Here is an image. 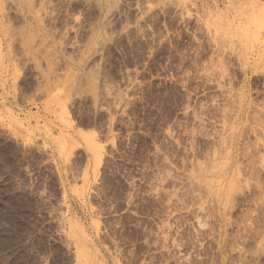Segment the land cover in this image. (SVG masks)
<instances>
[{"label":"rangeland","instance_id":"obj_1","mask_svg":"<svg viewBox=\"0 0 264 264\" xmlns=\"http://www.w3.org/2000/svg\"><path fill=\"white\" fill-rule=\"evenodd\" d=\"M0 264H264V0H0Z\"/></svg>","mask_w":264,"mask_h":264},{"label":"bare ground","instance_id":"obj_2","mask_svg":"<svg viewBox=\"0 0 264 264\" xmlns=\"http://www.w3.org/2000/svg\"><path fill=\"white\" fill-rule=\"evenodd\" d=\"M235 137V130L232 131V138Z\"/></svg>","mask_w":264,"mask_h":264}]
</instances>
